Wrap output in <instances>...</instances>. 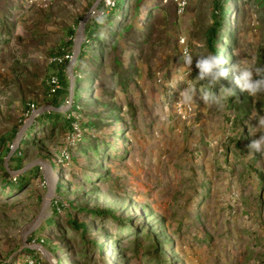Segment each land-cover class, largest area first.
<instances>
[{
    "label": "rangeland",
    "instance_id": "1",
    "mask_svg": "<svg viewBox=\"0 0 264 264\" xmlns=\"http://www.w3.org/2000/svg\"><path fill=\"white\" fill-rule=\"evenodd\" d=\"M114 1L0 0V264H264V0Z\"/></svg>",
    "mask_w": 264,
    "mask_h": 264
},
{
    "label": "clouds",
    "instance_id": "2",
    "mask_svg": "<svg viewBox=\"0 0 264 264\" xmlns=\"http://www.w3.org/2000/svg\"><path fill=\"white\" fill-rule=\"evenodd\" d=\"M183 64L181 68L186 67L190 73L193 65V55L188 49L182 51ZM225 60L216 52H209L206 55L199 56L195 61V68L198 70L195 81H206L209 85H219V95L212 91H200V99L204 104H214L219 101L222 91L232 92V90L222 84V81L228 76V69L223 67ZM233 80L241 91L249 96L264 91V66L250 67L247 64L237 62L233 65ZM222 86V87H221ZM195 89L189 85L179 92L177 103L190 104L193 99ZM257 129H264V114H257ZM259 135H256V134ZM255 138L248 144L250 152H264V131H258Z\"/></svg>",
    "mask_w": 264,
    "mask_h": 264
},
{
    "label": "built area",
    "instance_id": "3",
    "mask_svg": "<svg viewBox=\"0 0 264 264\" xmlns=\"http://www.w3.org/2000/svg\"><path fill=\"white\" fill-rule=\"evenodd\" d=\"M104 3L107 8L114 6V0H104ZM180 10H182L183 5H180ZM55 61L61 62V59H55ZM48 87L51 94H56L57 91L60 89V81L57 76H51L48 80Z\"/></svg>",
    "mask_w": 264,
    "mask_h": 264
},
{
    "label": "trees",
    "instance_id": "4",
    "mask_svg": "<svg viewBox=\"0 0 264 264\" xmlns=\"http://www.w3.org/2000/svg\"><path fill=\"white\" fill-rule=\"evenodd\" d=\"M208 35L211 36V38H213V34H212V32H209V31H208ZM59 81H60V80H59ZM58 91H59V90H58ZM58 91H57V92H58ZM11 186H12V185H11Z\"/></svg>",
    "mask_w": 264,
    "mask_h": 264
}]
</instances>
